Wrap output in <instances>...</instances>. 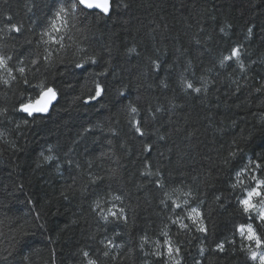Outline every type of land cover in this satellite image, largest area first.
Here are the masks:
<instances>
[{
	"label": "trees",
	"instance_id": "obj_1",
	"mask_svg": "<svg viewBox=\"0 0 264 264\" xmlns=\"http://www.w3.org/2000/svg\"><path fill=\"white\" fill-rule=\"evenodd\" d=\"M52 4L0 0V264H259L248 249L264 248L237 229L264 179L246 167L264 164V0H112L109 16L61 29L64 50L40 43ZM47 87V115L19 111Z\"/></svg>",
	"mask_w": 264,
	"mask_h": 264
},
{
	"label": "snow or ice",
	"instance_id": "obj_2",
	"mask_svg": "<svg viewBox=\"0 0 264 264\" xmlns=\"http://www.w3.org/2000/svg\"><path fill=\"white\" fill-rule=\"evenodd\" d=\"M111 3L112 0H53V4L51 5L49 11L50 16L48 18L47 24L42 28L41 30V40L40 43L44 44H58L60 46L61 50H64L66 45V39H70L71 37H66L64 33L61 32V29L67 30H75L83 25V21L87 19L88 16L93 15L94 11H98L99 13H102L105 16H109L111 13ZM83 18V19H82ZM59 22V24L57 23ZM50 30H54L57 34L56 37H53L51 35ZM9 31H16L20 32V27L17 25H11L9 27ZM49 37L48 40H44V37ZM131 51V50H130ZM51 52L48 53V56H51ZM239 49L234 48L229 56L224 57V59L221 61V64L223 65L225 61H229L232 59H239ZM48 57H46L47 59ZM11 57H8L5 59L4 57H0V67H4L5 69H8L7 60H10ZM95 62V61H93ZM33 65H36L38 63L37 59H33L31 61ZM20 64L23 65L24 61L21 60ZM77 68L82 67L80 63L76 64ZM159 65H157V68ZM243 67V65H241ZM17 71L23 76L26 72V68L24 66H20ZM9 76L12 75L11 71H9ZM3 83L8 84V80H4ZM25 83H28L27 80H25ZM187 88L192 89L195 92H199L200 88H194L191 83H187ZM102 92V89L99 85H97L96 88V96H100ZM57 99V93L52 87H47L45 91L40 93L39 99H37L35 102H20L19 111L26 113L28 116H33L34 113H47L49 110V106ZM92 99H95V97H92ZM131 113H136L137 108L136 107H130ZM135 127L136 133L139 135H144V132L142 130V126L133 125ZM250 165H254V168L249 167L250 171H257L261 170L264 171V164L257 161H250ZM158 175V173H157ZM240 173H237V176H239ZM252 179L255 181V186L250 187L249 190L246 192V194L239 200V203L241 204L243 211L245 213H249V219L252 220V224L247 225H240L238 227V231L240 232V235L243 237V239L253 242L257 249L264 248V234L259 232V228L253 227V224H256L259 222L260 224H264V210H260L256 216H252L251 212L253 209L256 208V205L253 203L254 198H259L261 202H264V179L257 178V176L253 175ZM162 185L160 182H157V187H161ZM190 195V194H186ZM114 200H121L120 196H114ZM164 203V201H162ZM175 204V201H173ZM185 204L188 203L187 200L184 202ZM168 207V205H166ZM181 206L179 204H176V208H180ZM97 209H100V212H98V215H101L103 212V209L101 208V205L99 202L96 204V208L93 209V211H96ZM124 210L123 208L119 209V214L117 212H112L111 209H108L107 215H101V218L105 221L108 220V215H111L114 219L120 220H127V217L123 214ZM176 215H179L178 213H174ZM187 219L191 220L193 224H198L199 231L205 232L206 229L203 227V220L201 219V213L199 209L193 207L190 209V211L187 213ZM172 223H177L176 220H173ZM183 227H187V225H183ZM163 235L166 237L164 244L167 247L168 255L171 256L173 253V248L170 246L171 241L167 239L168 233L165 231ZM146 242V238H145ZM112 245L111 241H108V243L105 245V247H110ZM118 247V246H117ZM160 247V245H158ZM218 247L223 250V245H218ZM248 251L251 253L250 259L253 261L258 260L259 264H264V252H256L253 251L251 248L248 249ZM108 252L105 251L104 255L108 256ZM157 256H162V252H156L153 253ZM85 258H88L89 253L84 252ZM88 264H96L95 261L88 259Z\"/></svg>",
	"mask_w": 264,
	"mask_h": 264
},
{
	"label": "water",
	"instance_id": "obj_3",
	"mask_svg": "<svg viewBox=\"0 0 264 264\" xmlns=\"http://www.w3.org/2000/svg\"><path fill=\"white\" fill-rule=\"evenodd\" d=\"M98 12V11H97ZM102 14V13H101ZM39 99V98H38ZM57 100V99H56ZM56 100L55 101H53V103L49 106V110H48V112L47 113H34L33 114V116L34 115H41V116H45V115H47L49 112H50V110H51V108H52V106L54 105V103L56 102ZM26 114V113H25ZM31 117V116H30Z\"/></svg>",
	"mask_w": 264,
	"mask_h": 264
}]
</instances>
